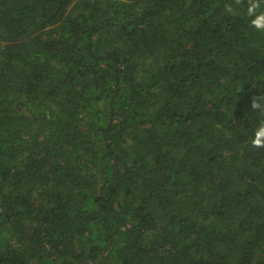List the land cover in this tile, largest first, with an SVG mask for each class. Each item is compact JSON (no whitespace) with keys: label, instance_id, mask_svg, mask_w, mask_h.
<instances>
[{"label":"trees","instance_id":"trees-1","mask_svg":"<svg viewBox=\"0 0 264 264\" xmlns=\"http://www.w3.org/2000/svg\"><path fill=\"white\" fill-rule=\"evenodd\" d=\"M261 15L0 0V264H264Z\"/></svg>","mask_w":264,"mask_h":264},{"label":"clouds","instance_id":"clouds-1","mask_svg":"<svg viewBox=\"0 0 264 264\" xmlns=\"http://www.w3.org/2000/svg\"><path fill=\"white\" fill-rule=\"evenodd\" d=\"M253 10L250 8L249 12L251 13ZM252 24L257 28L264 27V15L257 16L255 19L252 20ZM264 132V130H262Z\"/></svg>","mask_w":264,"mask_h":264}]
</instances>
